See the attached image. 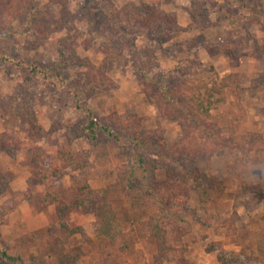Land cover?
Listing matches in <instances>:
<instances>
[{
	"label": "rangeland",
	"instance_id": "374dc122",
	"mask_svg": "<svg viewBox=\"0 0 264 264\" xmlns=\"http://www.w3.org/2000/svg\"><path fill=\"white\" fill-rule=\"evenodd\" d=\"M128 2L151 0H68L64 28L45 39L33 34V26L43 20L40 14L31 24L28 8L14 19L0 12V134L6 130L2 121L5 106L18 95L42 132L41 136L31 133L22 117L25 112H21L12 128L18 141L0 147V245L34 264H264V147L249 153L253 164L263 168L244 179L230 168L234 158L226 149L210 156L211 149L208 153L203 149L200 130H191L186 136L175 117L166 115L169 109L176 114L187 112L184 90L210 77L199 65L213 62L200 61L193 47L201 44L224 54L227 47L238 54H226L229 59L245 57L251 64L249 71L237 73L246 113L234 123L223 118L215 129L231 137L264 135V5L261 0L163 1L162 9L186 15L189 24H179L178 30L170 31L160 42L157 37L163 33L158 27L132 28L125 36H119L127 30L125 26L107 28L109 21L100 8L114 5L119 9ZM37 4L47 11L61 7L53 0H37ZM190 12L198 15L195 22H191ZM103 38L109 56L101 70L100 63L106 58L100 50ZM61 41L78 57L92 62L94 68L89 72L94 81L88 76L81 80L88 67L73 58L63 66L61 77L51 72L48 76L31 74V63L46 68L59 57ZM178 64L184 67L177 78L182 90L177 91L171 106L160 109L146 94L154 96L159 90L154 78ZM195 67L199 69L189 74L188 68ZM75 86L79 89L74 93ZM226 96V103L215 113L234 110L239 114L235 90L228 88ZM76 100L112 129L118 123L127 124L132 115L140 117V133L150 137L144 140L143 149L151 162L147 166L150 196L161 200L154 207L147 204L141 218L152 213L161 230L153 235V243L143 241L132 254L98 236L94 214L77 208L75 198L86 192L79 189L78 167L66 163L60 149L78 152L93 163L99 149L106 146L112 166L118 168L128 161L134 146L102 137L92 147L80 131L83 119L74 109ZM242 128L251 130L243 132ZM155 134H162L169 145L161 155L152 147ZM88 183L92 189L112 186L103 176ZM123 183L119 180L114 185L107 201L126 227L138 200H130V190L123 189Z\"/></svg>",
	"mask_w": 264,
	"mask_h": 264
},
{
	"label": "trees",
	"instance_id": "16d2710c",
	"mask_svg": "<svg viewBox=\"0 0 264 264\" xmlns=\"http://www.w3.org/2000/svg\"><path fill=\"white\" fill-rule=\"evenodd\" d=\"M53 1L61 6L58 10L52 9L47 11V7L39 6L37 0H0V12H3L6 18L14 19L28 8L30 9L28 21L31 24L35 22V16L40 14L43 20H41L40 24L36 23L33 26V34L37 36L38 39H45L48 38L52 32L62 30L65 23L68 21V0ZM163 1L171 2L172 0H151L150 3L140 2L139 4L128 2L119 9L111 5L107 8H100V13L106 14V21H109L107 28H110L111 25L118 29L125 26L127 30H122L119 36L128 35L130 29L136 27L148 28L149 30L158 27L163 34L162 36H158L157 40L163 42L170 31L173 32L180 28L177 14L169 13L162 9ZM261 2L264 5V0H261ZM190 17L191 22H195L198 19V15L192 12H190ZM100 41H102L100 43V50L106 55V58L102 60L99 68L104 70L107 65L109 52H107V49L103 45L105 38ZM60 45L63 50L60 51L59 57L51 61L50 65L46 68H41L37 63H31L28 67L31 74H44L48 76V73L51 72L57 77H61L63 66L67 65L73 58L82 66L88 67V71L81 75V80L85 81L88 76L90 77V81H94V77L89 72L94 68L92 62L80 58L74 54V52L70 51L67 43L61 41ZM225 52L229 57L238 55L236 51L230 50L227 47L225 48ZM14 64L19 66L18 62H14ZM199 66L207 71L210 77L208 81L184 90L186 91V102L189 107L188 111H182L180 114H176L169 109L168 113L170 114L166 113V115L175 117V120L178 121V124L184 130L186 136L190 135L191 130H200L202 141L205 142V147L203 149L205 153H208L207 149H211L209 151L210 156L218 150L226 149L229 155L234 158L233 162L230 164V168L235 175L243 176L244 179H250L254 170L263 168L262 164H253L254 159L250 158L249 153L255 150L254 148L264 147V135L232 134L231 137L215 129L217 122L221 121L223 118L224 121L226 120L234 123L245 116L246 110L242 106L243 94L239 76L237 73L221 75L211 64H201ZM183 69V65L178 64L170 67L167 71L160 73L154 78L153 81L158 86L159 90L154 96L148 93L146 95L148 99L155 102L158 108L161 109L163 105L166 107L171 106L172 102L175 101L177 91L182 90V88L177 85V78ZM198 69L199 67L188 68V72L190 74V70L194 72ZM228 88H233L235 90L238 99L239 114L231 110L227 113L217 115L215 110L227 101L226 90ZM78 89L77 86L73 87L74 93L75 91L77 92ZM74 109L82 116L83 122L80 124V131L87 137L92 147L97 146L102 137L118 143L125 141L134 146L133 152L129 154L128 161L121 164L118 168L112 166L110 162V153L106 146L99 149L93 163H88L85 155H81L78 152L69 154L65 150L60 149V154L66 163H75L78 167L79 189L86 192V194L75 198V205L77 208L82 212L90 211L94 214L93 227L98 236H103L113 242L121 252L132 254L137 245L143 241L148 244L153 243V235L156 231L160 232L161 230L159 220L155 218L152 213H149L146 218H141V213H145L146 209H148L147 204L154 207L157 206V204L160 203L159 200H161L160 197L154 198L150 196V194H152V186L147 166L150 165L151 162L145 155V151H143L145 145L144 140L148 137L141 135L138 126V124H142V119L132 115L129 117L127 124L118 123L116 125L117 128L112 129L109 124L103 122L89 107L84 106L79 100H76ZM21 112H25L22 117L27 120L30 126V132L39 136L42 135L41 128L32 118L33 115L26 105L24 98L18 95L13 98L9 105L5 106V112L2 115L3 125L6 130L0 134L1 148L10 147L12 143L18 141V136L12 128L18 115H21ZM211 118H213V120L210 121L209 119ZM124 131H126V133ZM154 136L156 139L152 144L154 152L161 155L163 151H168L169 145L163 140L162 134H155ZM238 140L241 141L239 142ZM194 141H196V139H194ZM190 151V154L195 153V150ZM240 151L243 152L244 155L239 154ZM99 176L109 179L112 186L108 188L92 189L88 181ZM119 180L124 181L122 184L123 189L128 188L130 190V200H138L136 206L133 204L134 207L131 218L128 220L126 227L118 217L111 203L107 201L109 193H113V187ZM4 208L5 211H7L5 206ZM262 234L264 236V231H262ZM156 235L160 237V234ZM221 261L223 263V259L220 260V262ZM0 264H34V262L32 259L27 260L21 253H10L6 246L0 245Z\"/></svg>",
	"mask_w": 264,
	"mask_h": 264
},
{
	"label": "crops",
	"instance_id": "0c3cea01",
	"mask_svg": "<svg viewBox=\"0 0 264 264\" xmlns=\"http://www.w3.org/2000/svg\"><path fill=\"white\" fill-rule=\"evenodd\" d=\"M188 17L185 15L183 17V14H178V21L181 26H187L189 24V21L187 19ZM188 31H186L187 33ZM190 33H193L190 32ZM197 49V58L200 59V61H211L213 62V65L220 71L222 74H228L231 72L236 73H245L246 71H249L251 68V64L246 63L245 57L240 58H232L229 59L226 54H224L223 51H211L204 45H197L196 47H193V50L195 51ZM248 62V61H247ZM247 119V118H246ZM243 132H248L251 130V128H242Z\"/></svg>",
	"mask_w": 264,
	"mask_h": 264
}]
</instances>
